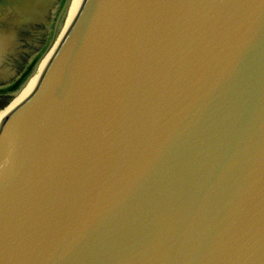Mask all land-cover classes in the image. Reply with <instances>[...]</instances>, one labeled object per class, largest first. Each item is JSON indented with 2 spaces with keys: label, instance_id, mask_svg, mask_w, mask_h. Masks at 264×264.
I'll use <instances>...</instances> for the list:
<instances>
[{
  "label": "water",
  "instance_id": "1",
  "mask_svg": "<svg viewBox=\"0 0 264 264\" xmlns=\"http://www.w3.org/2000/svg\"><path fill=\"white\" fill-rule=\"evenodd\" d=\"M1 1V0H0ZM7 2L5 0H2ZM57 0L43 44L0 95V207L10 250L0 264H248L218 252L264 227V21L259 0ZM170 25L143 79L129 87L102 136L40 189L53 144L99 117L112 55L129 20ZM0 65L7 46L0 41ZM103 69V71H101ZM103 78V79H102ZM15 249V250H12ZM259 264V261L256 262Z\"/></svg>",
  "mask_w": 264,
  "mask_h": 264
},
{
  "label": "snow or ice",
  "instance_id": "2",
  "mask_svg": "<svg viewBox=\"0 0 264 264\" xmlns=\"http://www.w3.org/2000/svg\"><path fill=\"white\" fill-rule=\"evenodd\" d=\"M239 6H254L256 0H236ZM156 7L167 8L184 6L179 0H159ZM260 17L264 21V0H259ZM133 21L130 19L119 35L117 47L112 55V63L108 74L107 85L103 82L94 89L97 94L98 119L90 123L85 129L78 130L70 143L62 149L59 141L53 144L46 156V164L41 170L37 184L40 189L56 178L57 166H64L65 175H71L75 164L89 151L93 141L102 136L113 115V107L119 102V93L123 87L122 81L126 76L129 87L138 84L150 67L149 61L166 45L171 44L170 25H164L158 19L151 23L142 21L133 31ZM103 71V69H101ZM103 79V78H102ZM0 151H4V148ZM5 163H0V185L6 187L12 176L5 171ZM4 207H0V253L10 250V237L4 228ZM231 238L230 234L221 233L217 237L216 250L226 253L239 252L248 264H264V227H262V240L257 247L248 238L243 243H235L226 248ZM15 250V249H12Z\"/></svg>",
  "mask_w": 264,
  "mask_h": 264
},
{
  "label": "trees",
  "instance_id": "3",
  "mask_svg": "<svg viewBox=\"0 0 264 264\" xmlns=\"http://www.w3.org/2000/svg\"><path fill=\"white\" fill-rule=\"evenodd\" d=\"M8 5L14 9L12 16H4L3 21L8 23L10 29L0 33V41L7 46L6 56H19L22 61L27 50L32 33L38 29L37 23L43 19L47 2L42 0H7ZM17 32L15 33V28ZM3 34V35H1ZM32 43V42H31ZM9 60V59H8Z\"/></svg>",
  "mask_w": 264,
  "mask_h": 264
},
{
  "label": "flooded vegetation",
  "instance_id": "4",
  "mask_svg": "<svg viewBox=\"0 0 264 264\" xmlns=\"http://www.w3.org/2000/svg\"><path fill=\"white\" fill-rule=\"evenodd\" d=\"M42 1L47 2V6L45 7V12L43 15L44 17L41 21L37 23L36 26H38V29L32 33L28 48L27 50H25V53L28 52L27 55L24 56L21 62H19L18 55L17 57H14L15 55H12V57L9 56L8 58L9 60L7 59L8 61L4 63L5 66L0 65V84L6 81L13 80L19 74V72L23 69L31 53H33L43 44L45 37H46L45 25L48 22L50 11L57 0H42ZM6 3L7 2H4L2 0L0 1V33H3V31L10 29V27L8 26V23L3 21V17L12 16L13 14L11 12L14 11L12 6ZM16 32L17 30L15 28V33ZM4 33H7V32H4ZM2 47L3 46L0 45V48ZM8 99H9L8 95H0V109L7 103ZM1 111L2 110H0V113Z\"/></svg>",
  "mask_w": 264,
  "mask_h": 264
},
{
  "label": "bare ground",
  "instance_id": "5",
  "mask_svg": "<svg viewBox=\"0 0 264 264\" xmlns=\"http://www.w3.org/2000/svg\"><path fill=\"white\" fill-rule=\"evenodd\" d=\"M15 110L10 107H5L0 113V124L9 117Z\"/></svg>",
  "mask_w": 264,
  "mask_h": 264
}]
</instances>
